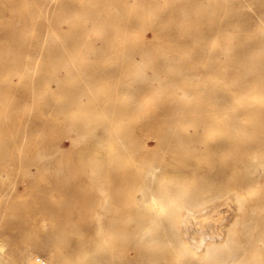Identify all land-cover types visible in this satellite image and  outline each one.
Returning <instances> with one entry per match:
<instances>
[{
  "label": "rangeland",
  "instance_id": "374dc122",
  "mask_svg": "<svg viewBox=\"0 0 264 264\" xmlns=\"http://www.w3.org/2000/svg\"><path fill=\"white\" fill-rule=\"evenodd\" d=\"M263 105L264 0H0V264H264Z\"/></svg>",
  "mask_w": 264,
  "mask_h": 264
},
{
  "label": "bare ground",
  "instance_id": "6f19581e",
  "mask_svg": "<svg viewBox=\"0 0 264 264\" xmlns=\"http://www.w3.org/2000/svg\"><path fill=\"white\" fill-rule=\"evenodd\" d=\"M171 2V1H170ZM121 10V9H120ZM29 15V13H28ZM182 15V14H181ZM32 20V19H30ZM128 21V19H127ZM32 25V24H31ZM237 29V28H236ZM95 32V31H94ZM179 34V33H178ZM220 34V33H219ZM87 35V34H86ZM91 35V34H90ZM231 36V35H230ZM58 37V36H57ZM89 37V36H88ZM90 38V37H89ZM125 39V38H124ZM60 40V39H59ZM214 42V41H213ZM250 44V43H249ZM63 46V45H62ZM64 47V46H63ZM246 47V46H245ZM66 49V48H65ZM259 50V49H258ZM242 53V52H241ZM250 54V53H249ZM138 63V62H137ZM262 68V67H261ZM243 74V73H242ZM244 75V74H243ZM237 77V76H236ZM213 81V80H212ZM158 85V84H156ZM232 85V84H231ZM213 86V85H212ZM135 87V86H134ZM184 94V93H183ZM221 105V103H219ZM230 106V105H228ZM264 106V105H263ZM222 109V108H221ZM230 109V108H229ZM227 112V110H226ZM262 120V119H261ZM236 122V121H235ZM239 124V123H238ZM237 124V125H238ZM236 128V127H235ZM261 129V128H260ZM261 139V138H260ZM251 159V158H250ZM258 164H255L254 167H251L249 171L253 172V169L256 168ZM258 168V167H257ZM246 169V168H245ZM155 171V170H154ZM250 172V173H252ZM255 172V169H254ZM152 179V178H151ZM259 183V182H258ZM260 184V183H259ZM162 194L160 197L152 196L149 201L144 202V206L148 209H152L155 211L157 216H163L165 214H169V221L171 225L182 233L185 236L188 234L189 228L193 230L194 233L198 235L200 240L196 242L194 240L193 247H197L199 252H194V255L200 256V253H207L208 249V236L210 237L211 234H215L218 241L225 243V237L227 234L228 226L231 222H233L237 215H235V218L232 219L229 215V205L228 200H223L219 202H215L209 207L205 208H192L188 206L185 201L174 198L171 189L168 186H162ZM150 189V188H149ZM151 192V191H150ZM229 194V193H228ZM149 197V196H148ZM229 197V196H228ZM234 200V199H233ZM189 201V200H188ZM239 203H237L238 205ZM234 205V204H233ZM234 209L236 207H233ZM233 210V209H232ZM237 210V209H235ZM234 210V211H235ZM233 212V211H232ZM231 212V213H232ZM210 214H213L214 216L220 215L221 222L220 224L215 223L214 221H209V223L206 221L208 216ZM233 215V216H234ZM213 218V216H212ZM161 222V221H160ZM162 224V223H161ZM188 228V230H187ZM191 230V232H192ZM144 232V231H143ZM190 232V233H191ZM192 232V233H193ZM189 233V234H190ZM252 233V232H251ZM188 234V235H189ZM191 235V234H190ZM195 235V234H194ZM194 237V236H193ZM189 238V237H188ZM193 239V238H192ZM192 243L193 241H186L185 243ZM0 248L2 251L3 245L0 244ZM248 249V248H247ZM5 252V251H4ZM9 253V252H8ZM6 254V252H5ZM25 256V255H24ZM28 256V255H26ZM1 257V256H0ZM29 257V256H28ZM10 258V257H9ZM35 258H29L27 260V264H33ZM54 260V259H53ZM3 261V260H2ZM54 262V261H53ZM182 262V261H181ZM43 264H53L52 262L44 259ZM57 264V263H56Z\"/></svg>",
  "mask_w": 264,
  "mask_h": 264
},
{
  "label": "built area",
  "instance_id": "2783aa9c",
  "mask_svg": "<svg viewBox=\"0 0 264 264\" xmlns=\"http://www.w3.org/2000/svg\"><path fill=\"white\" fill-rule=\"evenodd\" d=\"M44 259L45 258L39 256L34 259L33 264H43Z\"/></svg>",
  "mask_w": 264,
  "mask_h": 264
}]
</instances>
